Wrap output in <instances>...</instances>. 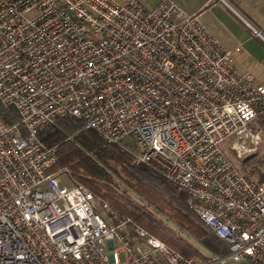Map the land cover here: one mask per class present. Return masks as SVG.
I'll return each instance as SVG.
<instances>
[{"label": "built area", "instance_id": "built-area-1", "mask_svg": "<svg viewBox=\"0 0 264 264\" xmlns=\"http://www.w3.org/2000/svg\"><path fill=\"white\" fill-rule=\"evenodd\" d=\"M240 51L170 0H0V103L25 131L0 119V264H264V181L225 148L251 154L262 134L264 85ZM65 117L184 190L228 254L187 259L126 234L128 218L53 171L38 133Z\"/></svg>", "mask_w": 264, "mask_h": 264}, {"label": "trees", "instance_id": "trees-1", "mask_svg": "<svg viewBox=\"0 0 264 264\" xmlns=\"http://www.w3.org/2000/svg\"><path fill=\"white\" fill-rule=\"evenodd\" d=\"M0 119L9 127L18 125L25 134L16 109L5 108L0 103ZM258 124L264 130V120L259 119ZM38 138L46 147L57 149L53 171L67 175L74 184L83 185L96 200L131 221L126 234L133 236V228L140 227L187 259L200 256L207 260L208 257L205 258L182 234L194 239L213 256L228 254L225 244L189 208L184 190L151 167L136 164L129 152L106 142L96 131L85 129L79 120L59 119L40 131ZM241 164L247 178L257 183L264 181L261 161L254 157L243 158Z\"/></svg>", "mask_w": 264, "mask_h": 264}, {"label": "crops", "instance_id": "crops-1", "mask_svg": "<svg viewBox=\"0 0 264 264\" xmlns=\"http://www.w3.org/2000/svg\"><path fill=\"white\" fill-rule=\"evenodd\" d=\"M123 2L124 0H115ZM147 10L163 0H137ZM187 15L200 14L210 32L234 55L236 66L264 85V22L255 28L228 0H170Z\"/></svg>", "mask_w": 264, "mask_h": 264}, {"label": "rangeland", "instance_id": "rangeland-1", "mask_svg": "<svg viewBox=\"0 0 264 264\" xmlns=\"http://www.w3.org/2000/svg\"><path fill=\"white\" fill-rule=\"evenodd\" d=\"M228 2H230L236 9L237 11L244 17L246 18L255 28H260L259 24H262L264 22V0H228ZM257 131H262V134H260V141L259 144L257 145L255 151L253 150L251 154H247L243 157H239L238 154L232 150V144L233 142H228L226 144V151L228 152V155L230 156V158L233 160V162L240 167L242 172L244 171V168L242 166V160L247 159L250 156H253L254 158H256V160H259L263 163L264 161V130L260 127V125L258 124V129ZM127 145L129 147H134V145L131 143V140L128 139L126 141ZM252 157V158H253ZM61 174V172H60ZM62 180L67 183L66 181V176L62 175ZM134 199L136 201H138L137 198L134 197ZM98 205L101 206L102 203L97 200ZM112 214V211L110 210L109 213H106L105 216H108ZM171 228H173L175 230V233L179 234V230L174 226V225H170ZM182 236L189 241V243H191L194 247H196L202 254H204L205 258L206 257H210L213 256L210 253H208L205 249H203L196 241H194V239L188 237L185 234H182ZM121 261L124 262L125 261V256L121 255ZM192 258H196V259H200L203 260V258H201L200 256H194ZM230 264H249V263H245V262H240V263H230Z\"/></svg>", "mask_w": 264, "mask_h": 264}, {"label": "water", "instance_id": "water-1", "mask_svg": "<svg viewBox=\"0 0 264 264\" xmlns=\"http://www.w3.org/2000/svg\"><path fill=\"white\" fill-rule=\"evenodd\" d=\"M253 156H250V157H248L246 160H249V159H251Z\"/></svg>", "mask_w": 264, "mask_h": 264}]
</instances>
